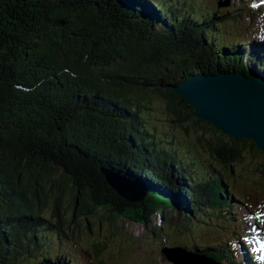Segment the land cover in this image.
<instances>
[{
	"label": "trees",
	"instance_id": "16d2710c",
	"mask_svg": "<svg viewBox=\"0 0 264 264\" xmlns=\"http://www.w3.org/2000/svg\"><path fill=\"white\" fill-rule=\"evenodd\" d=\"M206 5L0 0V264H70V252L60 249L76 217L148 227L160 215L174 222L169 230L176 236L193 234V221L229 220L227 190L236 186L228 173L244 153L264 152L197 119L171 86L198 73L264 80V64L242 60L244 41H229L227 16ZM232 18L242 30L241 12ZM159 99L163 127L193 135L222 168L151 120ZM104 170L133 179L148 190L146 198L128 204ZM176 209L180 220L166 212ZM71 210L72 223L65 216ZM165 229L155 225L150 234ZM223 246L200 252L226 264L234 249ZM94 249L98 258L106 246Z\"/></svg>",
	"mask_w": 264,
	"mask_h": 264
},
{
	"label": "rangeland",
	"instance_id": "374dc122",
	"mask_svg": "<svg viewBox=\"0 0 264 264\" xmlns=\"http://www.w3.org/2000/svg\"><path fill=\"white\" fill-rule=\"evenodd\" d=\"M197 1L203 3L205 7H207L206 4L216 7L221 16H226L228 13L232 15L235 11L241 12L239 25L244 27L240 31L245 32V37L242 36V33L238 32V30L237 32L235 31L236 34L232 35V39L229 41H236L239 39L243 40L244 44L260 43L263 47L264 7L260 6L258 0L254 2L251 0ZM228 1L229 4L227 7L220 8L218 6L220 3L226 5ZM248 9H251V12ZM225 24L228 26V29L230 28L229 30H231L233 25H237L235 21H231L230 19H226ZM248 27H250L251 30H249ZM251 37L254 38V41L252 42H250ZM246 51L249 54L251 52L250 47H247ZM261 55V58L263 59L264 47ZM254 60H257L256 56L254 57ZM257 62L261 63L260 61ZM261 71L262 77L264 78V68H262ZM181 85H172L171 87L178 88ZM163 103L162 99H159L158 105L151 107L152 110L149 111L152 114L151 120H155V123L161 126L163 132L168 133L169 135L175 134L176 136L184 138L188 145H192L199 152V155L202 153L200 156H202L206 163L212 162L217 166V169L222 168L214 158H212L210 153H205L203 151L193 135L187 136L184 131L178 127L176 129L163 127L162 124L164 123V120H166V115L163 113L164 110L162 108ZM106 171L115 175L113 177H115L117 181L125 182L126 180L128 183H132L133 181V179L123 173L112 170ZM262 171L263 173H260ZM116 174H119L121 178L117 177ZM234 174L235 176H238L233 184L234 187L236 186L237 192L235 198L231 195L228 196L229 203H233L235 206L232 221L231 215L229 216V220L219 218L216 222L193 221V234L190 236L185 234L176 236L173 230H169L170 227L172 228L174 226V222L168 220L166 223L160 215H155L151 219L148 227L130 221H120V223L117 224V227H115L110 225L105 217L100 218V216L89 217V222L86 219H80L78 217L72 221L73 210H71L67 211L69 213L65 216L68 217V222H73H71L72 224L69 232L71 233V236L73 235L75 238L73 236L64 238L65 243L62 244L64 246L61 247L60 251L66 253V255L69 254L68 252H71V256L74 259L73 262L75 263H77V261L80 262L84 255L88 264H174V262L166 257V254L164 253L165 249L182 247L188 250L189 247L195 249V245H197V250L199 251L203 249L218 251L221 245L230 243L231 247L234 248V251L232 252V255H228L233 259L231 258L226 264H238L240 261H242L243 264H248V261L254 264L247 253L245 245H248L251 242L249 239L252 235L250 228L254 233L256 231L264 230V153L256 156L249 152L244 153L242 158L235 164ZM226 208H229L230 212L233 210L229 205ZM166 212L172 213L175 219L180 220V214L177 209L166 210ZM212 213L213 217H217L219 211ZM153 225H156V227L161 225L164 226V228H166L165 234L162 236H154L150 234V230L154 227ZM88 226L91 227L94 232L91 233V229ZM238 230L244 235L243 242L238 240L237 237H234V232ZM98 243L105 245L106 249L103 254L101 253L99 255L100 257L95 258L93 256L95 251L94 244ZM241 250L247 254L245 260L241 257ZM261 260L262 259L259 258L260 262ZM87 263H84L83 261V263L80 262L79 264Z\"/></svg>",
	"mask_w": 264,
	"mask_h": 264
},
{
	"label": "water",
	"instance_id": "95a60500",
	"mask_svg": "<svg viewBox=\"0 0 264 264\" xmlns=\"http://www.w3.org/2000/svg\"><path fill=\"white\" fill-rule=\"evenodd\" d=\"M229 1L219 4L227 7ZM194 109L195 117L207 121L230 140H251L264 152V80L241 74L217 73L191 77L180 87H171ZM108 185L129 204L142 202L148 190L140 184L117 181L115 175L103 171ZM117 177L121 178L119 174ZM127 182V183H126ZM174 264H219L211 258L182 247L165 249Z\"/></svg>",
	"mask_w": 264,
	"mask_h": 264
},
{
	"label": "bare ground",
	"instance_id": "6f19581e",
	"mask_svg": "<svg viewBox=\"0 0 264 264\" xmlns=\"http://www.w3.org/2000/svg\"><path fill=\"white\" fill-rule=\"evenodd\" d=\"M258 3L260 4V6H262V5H264V0H258ZM249 10V9H248ZM210 11V10H209ZM250 12H251V10H250ZM223 14H225V13H223ZM251 14V13H250ZM230 14L228 13V15H226L227 16V18H228V16H229ZM226 16H221L220 15V17L221 18H223V17H226ZM226 18V19H227ZM225 19V20H226ZM224 20V21H225ZM222 21V20H221ZM231 21H235L234 20V18H232L231 19ZM239 27H240V25H239ZM241 28H243V27H241ZM239 30V31H238ZM241 29L240 28H238V26L237 25H233L232 26V28H231V30H230V32H229V35H235L236 34V32L238 31V32H241L242 33V36H244L245 37V32H242V31H240ZM236 31V32H235ZM239 35V34H238ZM259 39V38H258ZM237 42H238V44L240 43V42H242L241 40H236ZM264 41V40H263ZM263 41H261V42H263ZM243 43V42H242ZM251 43H249V44H243V45H241V44H239L240 46H238V49L240 48L241 49V51H242V53H243V56H242V60L243 61H249V65H250V63H251V57L253 58V60H254V57L256 56V57H259V60H260V58L262 57V53H263V47H264V45H263V47H262V44H251ZM247 47H250V49H251V52L248 54V52L246 51V48ZM262 47V48H261ZM257 60H254V62L255 63H257L256 62ZM262 64H264V58H263V60H262ZM252 67V66H251ZM249 68V67H248ZM255 68V66H253L252 68H250V69H254ZM250 71V70H249ZM221 73H224V74H231V73H229V72H221ZM252 73V72H251ZM237 74V73H236ZM238 74H241V73H238ZM250 74V73H249ZM196 75H201L200 73H198V74H195V75H192L191 77H196ZM241 75H243V74H241ZM243 76H245V75H243ZM250 76H252V75H250ZM191 77H189L188 79H190ZM246 77V76H245ZM246 78H248V77H246ZM188 81V80H187ZM175 92V91H174ZM180 95V94H179ZM205 122H207V121H205ZM208 124H210L209 122H207ZM211 125V124H210ZM213 126V125H212ZM262 137H264V134H260ZM235 140H239V139H235ZM253 142V141H252ZM221 166V165H220ZM222 167V166H221ZM260 173H263V171L262 172H260ZM228 175L230 176V177H233V178H231L230 179V183H234L235 182V180H237L236 178L238 177V176H235V174H234V172L233 173H228ZM135 185L134 186H136V183L137 182H135V181H132ZM137 184H139V183H137ZM225 184H226V181H225ZM143 187V186H142ZM98 201V200H97ZM129 204V203H128ZM232 208H233V210H235V206L234 205H232ZM248 227V226H247ZM249 228V227H248ZM250 230H251V232H252V235H251V237L249 238L250 239V245L251 246H253V248L255 249L256 247V249H257V251L255 250V252H256V256H258V258H256V256L255 257H253L251 260H252V262H254V264H264V230H260V231H256L255 233L253 232V230L250 228ZM91 231V233L92 232H94L92 229L90 230ZM250 236V235H249ZM109 239V238H108ZM62 246H64V245H62ZM220 247H222V248H224V246L223 245H221ZM227 247H229V244H227V243H225V249L227 248ZM101 249H102V247H100ZM188 251L189 252H194V253H199V250H197V249H188ZM61 254H62V252H61ZM200 254H203V253H201L200 252ZM100 255V254H99ZM241 257H242V259H246L247 258V254H245V252L243 251V250H241ZM259 258H261L262 260H261V262H263V263H261L260 261H259ZM66 261V260H65ZM82 261H84V263H87L86 262V260H85V258H84V256H83V258H82ZM247 262V261H246ZM83 263V262H82ZM248 264H252L251 262H247ZM88 264V263H87Z\"/></svg>",
	"mask_w": 264,
	"mask_h": 264
}]
</instances>
